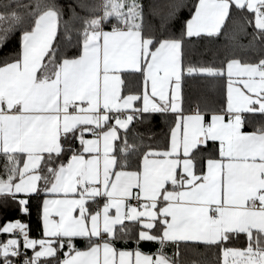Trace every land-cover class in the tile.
<instances>
[{
	"label": "snow or ice",
	"instance_id": "obj_1",
	"mask_svg": "<svg viewBox=\"0 0 264 264\" xmlns=\"http://www.w3.org/2000/svg\"><path fill=\"white\" fill-rule=\"evenodd\" d=\"M0 50V264H264V0H0Z\"/></svg>",
	"mask_w": 264,
	"mask_h": 264
},
{
	"label": "trees",
	"instance_id": "obj_2",
	"mask_svg": "<svg viewBox=\"0 0 264 264\" xmlns=\"http://www.w3.org/2000/svg\"><path fill=\"white\" fill-rule=\"evenodd\" d=\"M159 2L163 3L164 0H159ZM239 41H240V43H242V44H247V42H248V38H247V37H240V38H239ZM218 43H220V44H224V43H226V41H225L223 38H221V39L218 41ZM13 46H14V43L9 45V47H13ZM4 51H6V50H0V59L3 58ZM210 58H211V53L209 52V53L205 56V59H210ZM197 86H198V88H200V89H204V88L207 87V85H200L198 82H197ZM13 215H15V213H9V216H13ZM32 222H33V224L36 223L35 210L33 211Z\"/></svg>",
	"mask_w": 264,
	"mask_h": 264
},
{
	"label": "crops",
	"instance_id": "obj_3",
	"mask_svg": "<svg viewBox=\"0 0 264 264\" xmlns=\"http://www.w3.org/2000/svg\"><path fill=\"white\" fill-rule=\"evenodd\" d=\"M142 246H143L146 250L155 247V245H152V244H143Z\"/></svg>",
	"mask_w": 264,
	"mask_h": 264
}]
</instances>
